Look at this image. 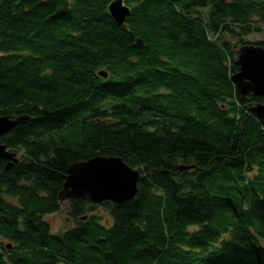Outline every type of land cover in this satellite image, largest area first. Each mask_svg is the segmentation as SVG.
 I'll return each instance as SVG.
<instances>
[{
    "label": "trees",
    "instance_id": "1",
    "mask_svg": "<svg viewBox=\"0 0 264 264\" xmlns=\"http://www.w3.org/2000/svg\"><path fill=\"white\" fill-rule=\"evenodd\" d=\"M112 1L0 0V116L30 115L1 137L0 264H264V97L239 94L223 38L252 43L264 0H124V25ZM96 154L138 169L137 194L70 199L52 235L68 165Z\"/></svg>",
    "mask_w": 264,
    "mask_h": 264
},
{
    "label": "water",
    "instance_id": "2",
    "mask_svg": "<svg viewBox=\"0 0 264 264\" xmlns=\"http://www.w3.org/2000/svg\"><path fill=\"white\" fill-rule=\"evenodd\" d=\"M109 11L118 24L124 25L130 7L124 0H113L109 5ZM137 43L143 44L142 39H138ZM236 52L235 62L238 69L230 76L236 89L243 97L264 96V46L245 43L240 45ZM99 74L107 76L106 71H100ZM249 109L264 123V102L252 104ZM28 118H30L28 114L0 116V160H8L6 168L18 162L19 157L2 142L1 137ZM193 166L181 164L178 168L187 170ZM143 176L138 169L129 165L120 156L96 154L68 165L58 199L61 203L70 199H89L92 203L102 201L122 203L135 197L138 192V181ZM8 246L11 247V244Z\"/></svg>",
    "mask_w": 264,
    "mask_h": 264
},
{
    "label": "rangeland",
    "instance_id": "3",
    "mask_svg": "<svg viewBox=\"0 0 264 264\" xmlns=\"http://www.w3.org/2000/svg\"><path fill=\"white\" fill-rule=\"evenodd\" d=\"M257 25L259 26V30L252 31L249 34L244 35L242 37L244 41H250L253 43V42L258 41V40H264V23L263 22H257ZM223 38L228 40L232 46L236 47V49L240 45L237 38L232 36L229 33H224ZM5 197L9 201L16 202V199L11 197V196H5ZM67 206H68V201L65 200L62 202V207L58 212L48 214L45 217L50 222L51 228L56 232L66 230V229L72 227V225H73L72 220L70 219L69 215L67 214ZM88 214L99 216L100 221L102 223L108 224L110 222V221H107L108 211L102 205L95 206ZM190 228L195 229L196 226H191ZM60 264H62V263H60Z\"/></svg>",
    "mask_w": 264,
    "mask_h": 264
},
{
    "label": "bare ground",
    "instance_id": "4",
    "mask_svg": "<svg viewBox=\"0 0 264 264\" xmlns=\"http://www.w3.org/2000/svg\"><path fill=\"white\" fill-rule=\"evenodd\" d=\"M239 92V91H238ZM240 94V93H239ZM260 97H264V96H260ZM262 103V102H261ZM94 156V155H93ZM80 160H85V159H80ZM80 160H76V161H80ZM76 161H74V162H76ZM72 163V162H71ZM181 164H183V163H181ZM66 173H67V170H66ZM65 178H66V176H65ZM65 181V180H64ZM63 185V184H62ZM79 200H87V201H89L90 203H92L89 199H79ZM103 202H107V201H102V202H98V203H92V204H100V203H103ZM108 202H111V201H108ZM111 203H113V202H111ZM123 203V202H122ZM113 204H119V203H113ZM121 204V203H120ZM83 218H86V216H84ZM72 223H73V225H74V222L72 221ZM67 230V229H66ZM66 230H62V231H54L52 228H51V225H50V233L52 234V235H62L63 233H65L66 232Z\"/></svg>",
    "mask_w": 264,
    "mask_h": 264
}]
</instances>
